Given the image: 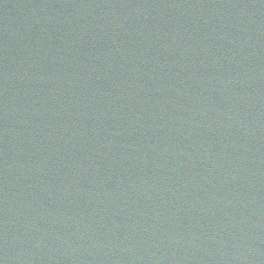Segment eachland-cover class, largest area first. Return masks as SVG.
I'll return each instance as SVG.
<instances>
[{"label":"water","instance_id":"obj_1","mask_svg":"<svg viewBox=\"0 0 264 264\" xmlns=\"http://www.w3.org/2000/svg\"><path fill=\"white\" fill-rule=\"evenodd\" d=\"M0 264H264V42L0 122Z\"/></svg>","mask_w":264,"mask_h":264}]
</instances>
